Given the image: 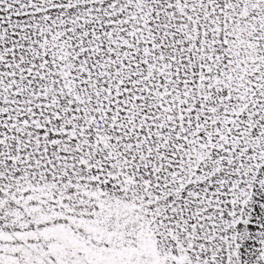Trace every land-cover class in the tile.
I'll use <instances>...</instances> for the list:
<instances>
[{"label":"snow or ice","instance_id":"1","mask_svg":"<svg viewBox=\"0 0 264 264\" xmlns=\"http://www.w3.org/2000/svg\"><path fill=\"white\" fill-rule=\"evenodd\" d=\"M0 264H264V0H0Z\"/></svg>","mask_w":264,"mask_h":264}]
</instances>
